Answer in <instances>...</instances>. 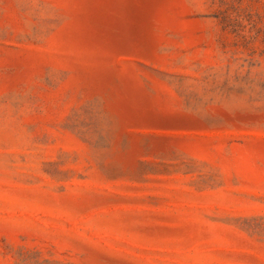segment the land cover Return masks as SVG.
I'll return each mask as SVG.
<instances>
[{
  "label": "rangeland",
  "instance_id": "obj_1",
  "mask_svg": "<svg viewBox=\"0 0 264 264\" xmlns=\"http://www.w3.org/2000/svg\"><path fill=\"white\" fill-rule=\"evenodd\" d=\"M0 264H264V0H0Z\"/></svg>",
  "mask_w": 264,
  "mask_h": 264
}]
</instances>
